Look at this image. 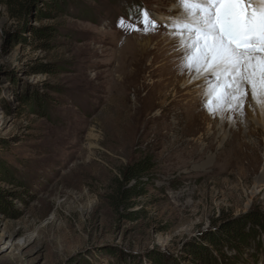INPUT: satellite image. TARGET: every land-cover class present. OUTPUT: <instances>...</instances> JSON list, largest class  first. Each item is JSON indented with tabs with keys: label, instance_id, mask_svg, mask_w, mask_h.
Wrapping results in <instances>:
<instances>
[{
	"label": "rangeland",
	"instance_id": "obj_1",
	"mask_svg": "<svg viewBox=\"0 0 264 264\" xmlns=\"http://www.w3.org/2000/svg\"><path fill=\"white\" fill-rule=\"evenodd\" d=\"M141 11L160 27L145 33ZM181 14L0 0V264H264V118L249 95L224 123L201 111L205 77L181 70L166 27ZM144 159V195L111 206Z\"/></svg>",
	"mask_w": 264,
	"mask_h": 264
},
{
	"label": "snow or ice",
	"instance_id": "obj_2",
	"mask_svg": "<svg viewBox=\"0 0 264 264\" xmlns=\"http://www.w3.org/2000/svg\"><path fill=\"white\" fill-rule=\"evenodd\" d=\"M179 3L182 14L166 27L179 37L184 49L181 70L205 76L204 107L209 114L242 112L246 87L251 88L255 102L264 106V0ZM138 18L145 33L160 27L147 11H141ZM124 24L121 18L118 26Z\"/></svg>",
	"mask_w": 264,
	"mask_h": 264
},
{
	"label": "trees",
	"instance_id": "obj_3",
	"mask_svg": "<svg viewBox=\"0 0 264 264\" xmlns=\"http://www.w3.org/2000/svg\"><path fill=\"white\" fill-rule=\"evenodd\" d=\"M151 160L144 159L128 165L120 173V180L115 182L114 194L111 197L110 204L116 208L127 209L131 207L129 202L136 200L144 195L142 189H138L139 185H148L149 178L153 176L150 174L152 168L148 165ZM131 185L127 189L126 186ZM252 224L259 226V229L264 231V219H252Z\"/></svg>",
	"mask_w": 264,
	"mask_h": 264
},
{
	"label": "bare ground",
	"instance_id": "obj_4",
	"mask_svg": "<svg viewBox=\"0 0 264 264\" xmlns=\"http://www.w3.org/2000/svg\"><path fill=\"white\" fill-rule=\"evenodd\" d=\"M201 77H205V76H203V75H201ZM200 77V78H201ZM205 81V80H204ZM205 83V82H204ZM204 85V84H203ZM205 90V89H204ZM246 91H248L247 92V95H249L250 96V100H251V106H252V111H254L255 112V114H256V117H258V118H260L259 120H262L263 118H264V106H260V105H258L256 102H255V100L253 99V97H252V95H251V88L250 87H246ZM203 97H204V99L206 100V97H205V93L203 94ZM249 99V97H245V101H246V99ZM244 101V102H245ZM245 104V103H244ZM201 107V106H200ZM204 110H206V108L205 109H201V111L203 112ZM247 111V109L246 108H244V106H243V113H245ZM206 112L207 113H209L207 110H206ZM233 112V111H232ZM193 113V112H192ZM206 113V114H207ZM228 112L226 111V112H224L223 113V116H221V115H219V114H217V115H208L210 118H211V120H216V117H218L219 119H221L222 120V123H224L225 121H227L226 119H225V116H226V114H227ZM239 114H241V113H239ZM194 116V115H193ZM203 116V115H202ZM205 116V115H204ZM239 116V115H238ZM187 117V116H186ZM192 117V116H191ZM206 117V116H205ZM231 117V116H230ZM229 117V118H230ZM192 118H194L195 119V116L194 117H192ZM217 118V119H218ZM237 118V117H236ZM205 120V119H204ZM193 121V120H192ZM218 122V121H217ZM181 123V122H180ZM216 123V122H215ZM251 123V122H250ZM178 124V123H177ZM259 124H261L262 126H264V124L260 121V123ZM196 125V124H195ZM200 125V124H199ZM206 125V124H205ZM215 125V124H214ZM252 125V124H251ZM213 126V125H212ZM224 126H225V124H224ZM249 126V125H248ZM176 127V126H175ZM199 127V126H198ZM210 128V127H209ZM187 129V128H186ZM214 130V129H213ZM186 132V131H185ZM201 132V131H200ZM236 132V131H235ZM249 132V131H248ZM247 132V133H248ZM180 133V132H179ZM233 133V132H232ZM231 133V134H232ZM175 134V133H174ZM192 134V133H191ZM234 134V133H233ZM232 134V135H233ZM252 134V133H251ZM214 135V134H213ZM248 135V134H247ZM187 137H189V136H187ZM232 137V136H231ZM235 138V137H234ZM233 139V138H232ZM237 142V141H236ZM231 145V144H230ZM208 146V145H207ZM251 151V150H250ZM249 151V152H250ZM235 152V151H234ZM245 153V152H244ZM237 155V154H236ZM241 156V155H240ZM249 158H250V156H249ZM248 160V159H247ZM251 161V160H250ZM252 162V161H251ZM262 173H264V168H263V170H262Z\"/></svg>",
	"mask_w": 264,
	"mask_h": 264
}]
</instances>
